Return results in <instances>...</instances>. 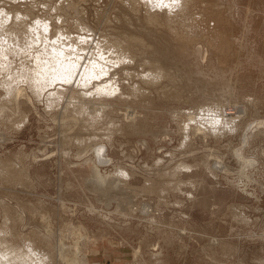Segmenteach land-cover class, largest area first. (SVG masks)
<instances>
[{"label":"rangeland","instance_id":"374dc122","mask_svg":"<svg viewBox=\"0 0 264 264\" xmlns=\"http://www.w3.org/2000/svg\"><path fill=\"white\" fill-rule=\"evenodd\" d=\"M177 1L0 0V254L264 264V0ZM51 46L106 74L37 89Z\"/></svg>","mask_w":264,"mask_h":264},{"label":"bare ground","instance_id":"6f19581e","mask_svg":"<svg viewBox=\"0 0 264 264\" xmlns=\"http://www.w3.org/2000/svg\"><path fill=\"white\" fill-rule=\"evenodd\" d=\"M187 1V0H186ZM173 2V1H172ZM171 2V3H172ZM178 2V1H177ZM179 2H181V0H179ZM178 2V3H179ZM182 2H183V0H182ZM169 3V2H168ZM167 6V5H166ZM179 6H180V4H179ZM181 8V7H180ZM169 9H170V7H169ZM173 10H175V9H173ZM171 11V10H170ZM169 14V13H168ZM47 27H48V25H47ZM3 28H4V26H3ZM30 28L31 27H29V31H30ZM44 28H46V27H44ZM50 28V27H49ZM32 29V28H31ZM48 29V28H47ZM46 29V30H47ZM35 30V29H34ZM45 30V29H44ZM43 30V31H44ZM45 30V31H46ZM1 33V32H0ZM3 33V32H2ZM30 33V32H29ZM32 33V32H31ZM49 33V32H48ZM33 34V33H32ZM37 35H38V33H37ZM36 36V35H35ZM33 37V36H32ZM39 37V36H38ZM33 39H34V37H33ZM36 39V38H35ZM38 40H39V38H38ZM40 40H41V38H40ZM39 40V41H40ZM46 40V39H45ZM4 41H6L5 39H4ZM30 41V40H29ZM43 41V40H42ZM47 41V40H46ZM37 42V41H36ZM57 42V41H56ZM7 43V42H6ZM11 43V42H10ZM9 43V44H10ZM43 43H45V42H43ZM3 44V43H2ZM32 44V43H31ZM56 44V43H55ZM54 44V45H55ZM4 45V44H3ZM6 45V44H5ZM43 45V44H42ZM59 45V44H58ZM56 46V47H58L59 48V46H61V44L59 45V46ZM9 46H11V45H9ZM48 46V45H47ZM68 46V45H67ZM66 46V47H67ZM141 46V45H140ZM49 47V46H48ZM52 47V49L51 50H53V48L55 47V46H51ZM65 47V46H64ZM66 47L64 48V49H66ZM110 47H114L112 50H114V49H116L117 48V46H110ZM120 46H118V48H119ZM33 48V47H32ZM50 48V47H49ZM63 48V47H62ZM71 49V47H68L67 49L68 50H70ZM66 49V50H67ZM73 49V48H72ZM78 49V48H77ZM50 50V51H51ZM60 49H58V50H56V49H54L53 51H52V53H51V59L49 60V61H47L46 59V61H41L40 59H38L37 58V60L35 61L36 62V70L34 71L35 73H34V84L33 85H36L37 86V89H39L40 90V88L41 89H43V92H44V90L46 89V87H48L49 85H54L55 84V82L57 83L58 81H61L62 83L63 82H65V84L66 83H72L73 81L75 82L74 83V85L76 86H78V85H88L89 83H86V82H88V80H89V78H97V79H100L101 78V76L102 75H104V74H106V73H104V71H101L100 70V64L102 63L101 61H103L105 58H102L101 57V55L99 54V56L98 57H100V58H102L101 60L99 59H94V61L93 60H89V62L87 61L86 62V64H85V66L82 68V70H81V72L79 71V68H80V64H81V62L79 63L78 61L79 60H76V61H72L69 57H71V56H74V55H72V50L71 51H67L66 52V54L64 53V51H66V50H60ZM76 50V49H75ZM74 49H73V52L75 51ZM111 50V49H110ZM119 50H120V48L117 50L116 49V53H117V51L119 52ZM7 51V50H6ZM19 51V50H18ZM75 52H78L77 50L75 51ZM112 52V51H111ZM115 52V51H114ZM1 53V52H0ZM124 53V52H123ZM122 53V54H123ZM126 53V52H125ZM76 54V53H75ZM112 55H114V54H112ZM112 55H111V57H112ZM118 55H121V52L118 54ZM124 55V54H123ZM123 55H122V57H123ZM3 56H4V54H3ZM69 56V57H68ZM2 57V56H1ZM79 57V56H78ZM121 57V59L122 60H124L123 58ZM125 57V56H124ZM126 57H128V58H130L129 56H128V54H127V56ZM8 58V57H7ZM40 58V57H39ZM117 58H119V57H117ZM5 59V58H4ZM3 59V60H4ZM70 59V60H69ZM76 59V58H75ZM89 59H92V58H89ZM111 59V58H110ZM120 59V58H119ZM120 59V60H121ZM127 59V58H126ZM43 60V59H42ZM128 60V59H127ZM126 60V61H127ZM131 59H129L128 60V62L130 61ZM2 61V60H1ZM78 62V63H77ZM105 62V61H104ZM103 62V63H104ZM115 62H117L116 60H115ZM114 62V63H115ZM123 62V61H122ZM131 62H132V60H131ZM130 62V63H131ZM110 63H112V62H109L108 64H110ZM105 64V63H104ZM122 64V63H121ZM102 65V64H101ZM113 65V64H112ZM115 65V64H114ZM107 66V65H106ZM111 66V65H110ZM116 66V65H115ZM145 66H147L146 64H145ZM103 67V66H102ZM102 69V68H101ZM106 69H107V67H106ZM159 69V68H158ZM156 70V69H155ZM24 71V70H23ZM22 72V71H21ZM29 72V71H28ZM80 72V74L78 75V73ZM150 72H153V71H150ZM148 73L147 75H145V77L147 76V78H148V81H150V82H159L161 79L160 78H162V76H163V78L165 77L163 74L164 73H161V72H159L158 70L157 71H154L153 73ZM28 74V73H27ZM13 75V74H12ZM168 76V75H167ZM26 78H27V76H26ZM147 78H146V81H147ZM177 78V77H176ZM28 79V78H27ZM32 79V78H31ZM160 79V80H159ZM159 80V81H158ZM177 80V79H176ZM147 81V82H148ZM151 83V84H152ZM91 84V83H90ZM150 84V85H151ZM155 84V83H154ZM210 85V84H209ZM35 86V87H36ZM51 86V87H52ZM83 86V87H84ZM110 86V85H109ZM112 86V85H111ZM108 88H110V87H103V86H100V87H97V92L98 93H101V94H106V92H108L109 91V89ZM218 88V87H217ZM226 88V87H225ZM48 89V88H47ZM107 89V90H106ZM227 89V88H226ZM112 90V89H111ZM20 91V90H19ZM113 91V90H112ZM219 91V90H218ZM35 92V91H34ZM111 92V91H110ZM42 93V92H41ZM109 93V92H108ZM220 93V92H219ZM114 94V93H113ZM221 94V93H220ZM14 99V98H13ZM17 99V98H16ZM51 99V98H50ZM17 102V101H16ZM52 102V101H51ZM54 102V101H53ZM16 104V103H15ZM223 116V115H222ZM85 117V116H84ZM224 117V116H223ZM220 120H222V118L220 119ZM220 120H215V122H214V124H213V126L216 128V127H219V124H224L225 125V123L226 122H224L223 120L222 121H220ZM207 122V121H206ZM218 124V125H217ZM217 125V126H216ZM217 129V128H216ZM72 139V138H71ZM92 139V138H91ZM81 140V139H80ZM94 140V139H93ZM73 142V141H72ZM95 170V169H94ZM98 172H99V170H97ZM96 173V172H95ZM95 176V178L97 179V183H99V185L101 186V185H104L105 184V178L103 177H100L101 175H99V174H95L94 175ZM118 179V178H117ZM107 180V179H106ZM110 182V181H109ZM111 183H112V181H111ZM106 186V185H105ZM2 249V248H1ZM10 251V250H9ZM6 254V253H5ZM0 254V259L2 260V264H13V262H19V264L21 263V264H26L25 262H26V260H28V259H30V258H32V257H30V256H32V255H30V254H28V256L26 257V256H24V255H21V254H17V255H14V253H13V255H11V254ZM4 257V258H3ZM48 258V257H47ZM30 261V260H29ZM40 261V260H39ZM42 261V260H41ZM43 261H45V260H43ZM41 262L42 264L44 263L45 264V262ZM47 261V260H46ZM49 261V260H48ZM4 262V263H3ZM29 263H31V261L29 262ZM50 263V262H49ZM1 264V263H0ZM33 264V263H32Z\"/></svg>","mask_w":264,"mask_h":264}]
</instances>
